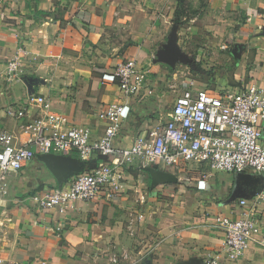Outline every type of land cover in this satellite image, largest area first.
Masks as SVG:
<instances>
[{
  "label": "crops",
  "instance_id": "0c3cea01",
  "mask_svg": "<svg viewBox=\"0 0 264 264\" xmlns=\"http://www.w3.org/2000/svg\"><path fill=\"white\" fill-rule=\"evenodd\" d=\"M155 1L0 0V130L13 131L21 142L27 140V134L18 129L19 122L2 111L7 104L23 103L33 93L47 98L66 125L89 127L92 138H98L104 128L99 112L108 102L122 100L115 84L101 82L102 72L128 56L152 55L149 45L164 37L158 34L160 24L155 18L165 17L164 6L162 0ZM208 2L214 11H243L246 16L245 23L226 31L228 40L250 38L253 45L264 46V38L257 34L264 17L258 11L262 0ZM144 7L148 17L140 14ZM169 24L162 23L166 33ZM18 45L28 54L21 60L22 75L11 81L6 66ZM236 56L235 79L247 76L246 83L264 84V58L262 66L246 73L240 61L243 53ZM145 73L142 90L129 98L128 114L115 139L118 148L129 146L136 136L167 120L168 113L161 122L163 116L154 102L152 113H146L152 96L173 84L179 90L170 78L163 86H148ZM216 84L227 85L223 81ZM36 113L35 107L30 108L26 119ZM261 125L264 130V121ZM102 160L116 162L98 155L84 162L72 150L64 156L36 157L5 176L6 192L0 200V264H111L109 256L123 250L132 257L139 255L138 264H189L209 255L216 256L220 264H264V247L258 242L263 230L243 255L228 260L223 252L224 233L214 224L217 216L237 219L248 215L260 227L264 225V201L256 196L262 189V173L208 172L204 168L208 165L196 162H182L176 168L159 163L148 166L174 174L177 181L151 184L148 166L143 168L135 159L122 165L117 188L108 184L92 200H76L64 212L42 208L31 199L46 188L68 185L72 174L87 171ZM241 199L246 202L240 204Z\"/></svg>",
  "mask_w": 264,
  "mask_h": 264
},
{
  "label": "built area",
  "instance_id": "2783aa9c",
  "mask_svg": "<svg viewBox=\"0 0 264 264\" xmlns=\"http://www.w3.org/2000/svg\"><path fill=\"white\" fill-rule=\"evenodd\" d=\"M221 47L225 49V45ZM27 54L23 45L16 47L6 66L8 80L22 75L21 60ZM100 79L107 85L115 84L122 100L108 102L99 112L104 128L96 139L92 138L89 127L66 125L65 118L52 109L43 95L31 93L23 103L3 107V114L19 122L18 129L27 134V140L21 142L13 131L0 130V200L6 192L5 176L9 173L17 172L36 157L64 156L72 150L84 162L94 155L104 159L113 157L116 162L102 160L87 171L72 174L66 186L35 193L31 199L38 206L64 212L76 200H92L108 184L117 188L122 165L132 164L135 159L143 168L159 163L176 168L182 162H196L216 171L257 172L264 177V130L261 128L264 84L251 80L235 90L225 86L208 88L195 78L184 77L167 120L136 136L129 146L118 148L115 139L128 114L129 98L140 93L146 73L132 55L104 69ZM170 88L176 90L177 85ZM32 107L37 109L36 116L26 119ZM256 196L264 201V179ZM245 202L246 199L239 200L240 204ZM128 224L132 234V221ZM214 224L224 233L223 252L228 260L243 255L260 229L263 233L258 242L264 247V225L260 227L251 216L237 219L217 216ZM140 260L139 255L132 257L128 250L109 256L111 264H138ZM201 264H220V261L209 255Z\"/></svg>",
  "mask_w": 264,
  "mask_h": 264
},
{
  "label": "rangeland",
  "instance_id": "374dc122",
  "mask_svg": "<svg viewBox=\"0 0 264 264\" xmlns=\"http://www.w3.org/2000/svg\"><path fill=\"white\" fill-rule=\"evenodd\" d=\"M262 2L263 6L258 11L264 16V0ZM160 4L164 6L162 12L165 11L167 21H164L165 17L159 15L155 18L160 24L158 34L160 36L164 34V37L149 45L153 51L152 55L140 52L138 59L148 74V86L151 84L163 86L170 78V82H176L180 88L182 78L194 77L205 83L208 88H217L216 83L223 81V84L235 90L247 82V76H243L241 80L235 79L234 70L239 62L236 56L238 52L243 53L240 61L245 64L246 73L257 66H262L261 59L264 58L262 44L259 48L253 45V40L250 38L249 40H235V42L227 38L226 31L230 27H236L237 23H245L246 16L243 11L229 12L223 9L214 11L208 0H162ZM147 9L144 7V11L140 14L148 17ZM261 22L258 25L257 34L260 38H264V17H261ZM162 23H170L166 30L167 33L163 30ZM168 33L171 35L169 36ZM168 43H172L177 50V59L171 65L162 62L159 58L160 52ZM222 45H225V49H222ZM177 90L178 88L173 90L169 87H164V91L161 89L159 96L151 97L152 100L150 99L145 108L146 113H152L150 104L154 102L156 109L163 116L161 122H164L166 114L172 107L173 99L178 93ZM155 116L158 118L159 114ZM204 168L208 172L213 170L210 166Z\"/></svg>",
  "mask_w": 264,
  "mask_h": 264
},
{
  "label": "water",
  "instance_id": "95a60500",
  "mask_svg": "<svg viewBox=\"0 0 264 264\" xmlns=\"http://www.w3.org/2000/svg\"><path fill=\"white\" fill-rule=\"evenodd\" d=\"M159 58L162 62L167 63V64H173L175 60L177 59V50L173 46L172 43H168L163 51L160 52ZM62 162H64V159H61ZM146 170L149 173L150 176V182L151 184H157L159 182H175L177 181V177L172 174L168 173L164 170L157 169L152 166H148ZM189 264H201L200 260H191Z\"/></svg>",
  "mask_w": 264,
  "mask_h": 264
},
{
  "label": "trees",
  "instance_id": "16d2710c",
  "mask_svg": "<svg viewBox=\"0 0 264 264\" xmlns=\"http://www.w3.org/2000/svg\"><path fill=\"white\" fill-rule=\"evenodd\" d=\"M155 166V165H154ZM149 176V175H148ZM150 178H148V181H149Z\"/></svg>",
  "mask_w": 264,
  "mask_h": 264
}]
</instances>
